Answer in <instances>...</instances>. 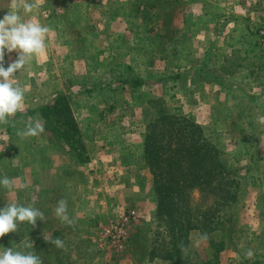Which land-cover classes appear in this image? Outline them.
I'll list each match as a JSON object with an SVG mask.
<instances>
[{
  "label": "crops",
  "instance_id": "1",
  "mask_svg": "<svg viewBox=\"0 0 264 264\" xmlns=\"http://www.w3.org/2000/svg\"><path fill=\"white\" fill-rule=\"evenodd\" d=\"M152 1H156V4L152 5ZM123 8L133 11L147 8L149 22L144 21L142 14H136L130 20L123 18L118 13ZM160 8H165L163 18L168 19L167 22H161L157 17ZM8 11L9 0L0 1V19ZM21 16L22 19L33 18L49 27L50 42L46 41V56L40 62L33 59L24 70L15 74L14 83L24 90V111L10 118L20 119L45 105L54 104L60 94L69 98L81 131L85 156L89 160L80 162L65 142L62 152L72 153V160L84 167L83 171L78 172H82L84 178L87 176L86 169L90 170L89 166H99L95 167L96 174L110 177L112 196L105 197L111 202H99L98 210H91V213L95 211L101 216L111 213L113 209L131 208L143 214L145 219L142 225L152 223L156 217L157 198L153 177L143 159L147 116L141 106L148 98L140 100L139 96L144 92L141 90L143 86H157L153 82H157L161 71L180 76L197 70L209 54L214 53L219 57L225 54L229 60L226 57L223 60L230 63L224 65V70L229 73L228 82L237 85L250 83L252 89L253 82L258 85L264 82V62L256 58V53L261 50L254 44L255 30L264 21V0H41L40 6L32 14L21 13ZM175 18L174 27L172 22ZM189 23H192L193 31H189ZM195 38L202 45L196 49L191 46ZM245 38L249 44L244 41ZM161 43H166L163 51L174 56L163 62L165 66L157 62L163 59L158 56L163 53L158 51ZM187 55L193 57L195 64L180 65ZM17 58V52L9 54L5 50L4 67L7 68ZM125 70L137 74L143 83L141 89H134L133 85L122 81V77L118 80V74L122 76ZM180 81L181 78L171 88L164 85L162 88L175 90L174 94L182 98L186 95L187 87L183 84L180 86ZM191 82L194 84L193 79ZM210 83L211 88L220 86V90H225L228 84ZM197 86L204 85L200 83ZM34 116H38V113ZM7 136V150H10L13 149L15 135L12 130H7ZM62 152H55L49 158L43 157L46 159V162L43 161L44 167L48 162L55 170L65 166V161L61 162L65 159ZM18 167L21 178L24 174H31L41 182L44 177L45 171L42 173V170L24 172L21 160ZM246 201L244 203H248ZM262 201L259 197L250 205L245 204L239 215V224L246 230L247 242L252 241L253 244V248L248 249L253 253L251 258L236 254L231 262L223 260L219 264H264ZM109 206L112 208L109 209ZM86 214L87 211L83 212V217ZM84 219L88 218L85 216ZM138 227L132 229V239ZM194 237L199 247L207 248H204L206 254L198 249L201 252L199 260L211 261L215 256L214 247L199 231L190 234L191 245L194 244ZM229 252L227 246L221 254ZM152 262L173 264L161 256H154Z\"/></svg>",
  "mask_w": 264,
  "mask_h": 264
},
{
  "label": "rangeland",
  "instance_id": "2",
  "mask_svg": "<svg viewBox=\"0 0 264 264\" xmlns=\"http://www.w3.org/2000/svg\"><path fill=\"white\" fill-rule=\"evenodd\" d=\"M0 1L3 2V0ZM151 4L155 5L156 1H152ZM164 9L160 8V13L157 15L161 22L168 21L163 18ZM118 13L127 20L133 19L136 14H142L144 21L149 22L150 19L147 8L144 10L137 8L135 11L123 8ZM176 18L172 22L173 25ZM158 25L160 26V24ZM177 25H179V20ZM263 28L264 21L260 22V26L255 30L254 44L264 54V40L260 35ZM146 29L147 27H145ZM192 29H194L193 25L189 23V31H193ZM244 41L249 44L248 39L245 38ZM163 46H166V43L160 44L159 52L163 51ZM191 46L196 49L202 45L195 38L192 39ZM261 52L256 53L258 60H255L264 62V55ZM158 56L163 57V59L157 60L161 66H165L166 63L163 64V62L166 59L174 57L165 51ZM226 56L225 54L221 57L214 53L209 54L200 64L197 63V65L199 64L197 70H191L180 76L163 70L156 78L159 84H156V81L153 82L157 86H143L137 74L131 70H125L122 76L118 74V80L122 77V81L133 85L136 90L143 86L141 90L144 92L140 93L139 99L142 100L145 97L146 100L148 98L147 102L141 106L147 117H150V113L153 114L160 109V105L152 101L163 99L169 106L179 110L180 114H187L197 124L202 125L218 145L222 156L229 161L232 172L242 181V198L232 209L235 213L233 231L238 239L229 243L231 253L221 254L222 251L219 254L218 259H215L219 261L218 263L223 260L231 262L236 254L242 257V255H247L248 249L253 248L252 241L247 242L246 230L242 229L243 225L239 224V215L241 210L246 207L245 204L250 205L259 197L261 201L264 200V190H262L264 186V125L257 122V117L264 116V95H262L264 82H261V85L253 82V89L250 87V83L237 85L228 82L229 73L224 70V67L230 63L223 60ZM218 59L221 61L218 62ZM169 64L171 65V62ZM179 64L188 66L195 62H193V57L187 55L184 61ZM171 68L169 67V69ZM176 76L181 78L180 86L183 84L184 87H187L185 88L186 95L182 98L179 94H174L175 90L168 89L166 91L162 88L163 85L167 88L174 86L173 84L179 81V79H174ZM191 79L194 80V84ZM210 81L228 84L225 90H220L218 89L220 86L211 88ZM200 83H203L204 86H197ZM152 91L156 94L153 95ZM74 108L76 109L75 106ZM39 116L25 114L20 119L8 118L6 124H0V179L7 176L14 182V188L11 190L0 185V209L10 202H15L25 207L31 205L43 212L45 217L44 221L37 220L35 226L28 222H18L16 232H10L0 238V251L14 246L16 250L24 253L31 252L39 256L42 264H154L152 258L158 254L152 255L155 246L161 244L162 239H164L165 245H168L171 240L165 232V226L157 217L152 223L142 225L141 223L145 219L143 214L131 208L113 209L111 213L103 216L95 211L91 213L93 208L98 210L99 202L102 204L111 202L108 197H105L106 195L112 196L110 192L113 186L109 181L110 177L96 174L95 167L99 166L89 165L90 170L86 169V178L82 172L78 174L79 171H83L84 167L79 162L72 160V153L62 152L64 141L60 137L58 138L53 127L47 126ZM29 117L39 118L44 125V132L36 137L21 138L17 132L25 128ZM7 130H12L15 135L13 149L10 150H7V141L9 140ZM58 151L65 154V159L61 161H65V166L55 170L48 162V165L44 167L43 161L46 162L44 158H49ZM20 160L24 172H40L42 170L43 173L45 171L41 182L36 181L35 176L31 174H24L21 178L20 167H18ZM56 171H58L57 174ZM196 198L200 199V195H196ZM61 199L67 201L68 216L74 221L72 225L61 222L55 215L54 209ZM245 200L248 203H244ZM110 208L112 207L109 206ZM85 211H87L85 216L88 219H84L85 216L82 215ZM133 213L134 216H132ZM124 221L128 239L121 249L110 242L106 229ZM139 224L141 225L138 227ZM134 227L138 228H136L135 236L132 239L130 234ZM44 236L50 240L59 238L63 241L64 246L57 248L50 241H46ZM219 239L220 237H217V240ZM131 240H133L132 245H130ZM192 241L194 244L189 243V249L194 254L192 259L186 260L183 252L177 255L183 264H195L202 251H205L206 254L207 250H204L206 246L199 247L195 237L192 238ZM28 243H33V246L25 248L24 244ZM240 244H245V246H240ZM213 247L217 248V246ZM198 249H201V252ZM214 262L213 260L209 264H214ZM157 264L162 263L157 262Z\"/></svg>",
  "mask_w": 264,
  "mask_h": 264
},
{
  "label": "trees",
  "instance_id": "3",
  "mask_svg": "<svg viewBox=\"0 0 264 264\" xmlns=\"http://www.w3.org/2000/svg\"><path fill=\"white\" fill-rule=\"evenodd\" d=\"M152 102L159 104L160 109L146 119L143 159L153 176L156 217L171 238L168 245L162 239L152 255L158 253L157 256L173 264H183L177 256L182 252L181 245L186 249L183 252L186 260L192 259L190 234L199 231L217 246L210 262L214 260V264H219L216 260L225 250L222 248L238 239L233 231L235 213L232 209L242 198L243 183L202 125L180 114L163 99ZM37 113L47 126L53 127L58 138L70 147L80 162H88L79 124L66 95H58L54 104L45 105L29 115ZM196 195H200V199ZM209 263L197 259L195 264Z\"/></svg>",
  "mask_w": 264,
  "mask_h": 264
},
{
  "label": "clouds",
  "instance_id": "4",
  "mask_svg": "<svg viewBox=\"0 0 264 264\" xmlns=\"http://www.w3.org/2000/svg\"><path fill=\"white\" fill-rule=\"evenodd\" d=\"M41 0H9V11L0 19V124H6L8 118L13 117L17 112L24 111V90L14 83L15 74L24 70L30 62L35 59L40 62L45 56L50 42L51 29L41 25L33 18L22 19L21 13L32 14L38 9ZM5 50L18 53V58L7 68L4 67ZM257 122L264 125V116L257 117ZM44 132V125L39 118L29 117L23 130L17 135L21 138L36 137ZM0 185L6 189H13L14 182L7 176L0 179ZM55 215L61 222L72 225L74 221L68 216L67 201L61 199L54 209ZM37 220L44 221L43 212L29 205L27 207L10 202L0 209V238L10 232L17 231L18 222H28L35 226ZM206 238V236L204 237ZM57 248L64 246L59 238L50 240ZM33 243L24 244L25 248H31ZM181 251L186 249L181 245ZM251 250L247 256L251 258ZM0 264H42L39 256L12 248H4L0 251Z\"/></svg>",
  "mask_w": 264,
  "mask_h": 264
},
{
  "label": "built area",
  "instance_id": "5",
  "mask_svg": "<svg viewBox=\"0 0 264 264\" xmlns=\"http://www.w3.org/2000/svg\"><path fill=\"white\" fill-rule=\"evenodd\" d=\"M261 37L264 40V28L260 33ZM264 47V46H263ZM135 214L133 213L132 216ZM125 221L122 223H118L115 225L110 226L108 229H106L107 237L110 240L111 243L116 245L119 248H123L125 245L126 240L128 239V232L126 231L125 227Z\"/></svg>",
  "mask_w": 264,
  "mask_h": 264
}]
</instances>
